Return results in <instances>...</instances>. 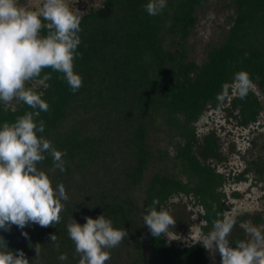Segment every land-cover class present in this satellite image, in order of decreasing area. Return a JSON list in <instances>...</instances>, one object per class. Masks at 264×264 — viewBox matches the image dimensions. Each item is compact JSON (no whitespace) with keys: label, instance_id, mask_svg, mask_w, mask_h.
Instances as JSON below:
<instances>
[{"label":"trees","instance_id":"obj_1","mask_svg":"<svg viewBox=\"0 0 264 264\" xmlns=\"http://www.w3.org/2000/svg\"><path fill=\"white\" fill-rule=\"evenodd\" d=\"M208 1L167 0L161 14L151 16L145 11L149 0H105L80 17L77 51L83 55L76 57L74 71L83 86L73 93L61 74L45 69L42 75L50 73L51 79L33 89L49 104V111L36 118L45 124L38 135L66 153L65 172H52L50 157L39 167L54 188L64 185L69 199L62 202L61 222L53 227L0 231V241L10 251L22 250L30 264H78L68 222L83 225L85 217L104 215L129 233L110 250L106 264H208L202 244L177 247L165 237L154 238L142 219L153 199L160 201L159 210L184 195L203 209L202 230L210 232L213 221L224 219L228 209L222 192L227 177L209 163L220 159L216 135L201 141L197 124L207 111H231L245 129L256 125L264 111L253 88L244 99L229 101L228 95L234 74L246 71L264 96V0H235L227 39L198 64L185 44L198 22V9ZM225 89L227 97L218 105L217 94ZM28 111L32 109L23 104L15 109L0 104V128ZM258 140L253 144L260 153L247 162L239 181L251 172L264 177V133ZM52 234L58 237L59 251L51 244ZM243 239L241 234L229 238L233 247ZM61 254L67 260L60 261Z\"/></svg>","mask_w":264,"mask_h":264},{"label":"clouds","instance_id":"obj_2","mask_svg":"<svg viewBox=\"0 0 264 264\" xmlns=\"http://www.w3.org/2000/svg\"><path fill=\"white\" fill-rule=\"evenodd\" d=\"M166 6L167 0H149L145 11L156 16ZM44 30L47 34L41 35ZM81 31V19L67 0H27L23 6L19 0H0V104L9 107L20 103L32 109L0 128V231L10 232L13 226L24 229L29 225L49 228L61 222L62 202L69 199L68 194L62 183L54 188L50 176L39 165L50 157L51 171L65 172L66 153L38 135L45 131V124L43 120L37 123L36 118L49 111V104L42 98V92L27 85L34 81L45 84L51 74L42 73L51 69L61 74L60 78L73 93L79 91L83 80L74 71V61L83 55L77 51ZM253 86L246 71L234 74L233 95L244 99ZM226 97V89L217 94L218 105H223ZM159 203L153 199L143 214V225L154 238L180 240L181 236L172 231L177 224L175 218L163 207L157 210ZM85 220L83 225L74 219L67 224L68 237L79 256L78 264H106L111 259L110 250L119 247L129 233L115 228L104 215ZM235 223L227 217L215 219L212 230L202 236L200 224L189 225L191 234L185 243L199 237L195 243L202 244L213 261L219 255L221 264H264V226H255L250 221L240 223L246 239L237 240L233 247L229 236ZM22 235L28 237L27 232ZM49 239L59 251L57 235L52 234ZM0 245L3 247L0 264H30L22 250L10 251L4 239ZM34 250L38 258L41 245H35ZM67 258L66 254L58 257L60 261Z\"/></svg>","mask_w":264,"mask_h":264},{"label":"rangeland","instance_id":"obj_3","mask_svg":"<svg viewBox=\"0 0 264 264\" xmlns=\"http://www.w3.org/2000/svg\"><path fill=\"white\" fill-rule=\"evenodd\" d=\"M235 0H210L197 11L198 22L188 38L185 49L190 59L198 64H203L208 53L214 46H220L227 39L231 24L236 14ZM27 0H19L23 6ZM70 9L79 17L97 10L104 5L105 0H67ZM44 84L32 82V89H40ZM228 92L229 101L237 95ZM264 104V96L260 94L258 88L253 86ZM229 102L225 107H230ZM20 103H14L7 108L15 109ZM238 122L233 118L231 111H207L200 122L197 124L199 139L203 141L212 133L216 135L221 144L219 156L220 159H211V163L218 172L226 175L231 172L242 175L247 169V162L256 158L260 153L259 148L253 144L258 140V136L264 133V111L256 125H250L244 130L236 129ZM241 128V127H240ZM260 143V140H258ZM246 181L226 182L222 192L224 193V202L227 206L225 217L235 220V227L232 235L241 234L246 239L243 229L239 227L240 223L250 221L255 226H264V177L259 178L255 173L247 174ZM235 194H239L235 197ZM175 218L177 224L172 231L181 236L178 241L167 239L170 242H177V247H189L195 243L196 239L185 243L190 236L189 225L200 224V235L202 232V220L200 214L203 209L199 207L194 199L184 195L173 198L165 207ZM261 220L259 221L258 219ZM208 264H219V258L215 261L211 258V253L206 250Z\"/></svg>","mask_w":264,"mask_h":264},{"label":"flooded vegetation","instance_id":"obj_4","mask_svg":"<svg viewBox=\"0 0 264 264\" xmlns=\"http://www.w3.org/2000/svg\"><path fill=\"white\" fill-rule=\"evenodd\" d=\"M235 128L236 129H242V130H244V128H240L238 125L237 126H235ZM239 173L238 174H236L235 172H231L230 174H226V177H227V180H228V182H239V180H238V178H239ZM236 195V194H235ZM239 194H237V196H238ZM237 196H235V197H237ZM203 225H204V223H202V227H203ZM202 232H203V230H202Z\"/></svg>","mask_w":264,"mask_h":264}]
</instances>
